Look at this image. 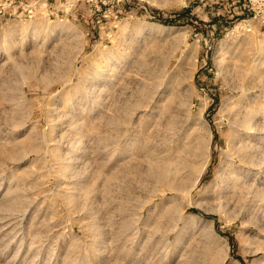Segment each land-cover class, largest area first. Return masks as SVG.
<instances>
[{
  "label": "rangeland",
  "instance_id": "obj_1",
  "mask_svg": "<svg viewBox=\"0 0 264 264\" xmlns=\"http://www.w3.org/2000/svg\"><path fill=\"white\" fill-rule=\"evenodd\" d=\"M0 264H264V0H0Z\"/></svg>",
  "mask_w": 264,
  "mask_h": 264
},
{
  "label": "bare ground",
  "instance_id": "obj_2",
  "mask_svg": "<svg viewBox=\"0 0 264 264\" xmlns=\"http://www.w3.org/2000/svg\"><path fill=\"white\" fill-rule=\"evenodd\" d=\"M201 112H202V111H201ZM248 124H249V123L247 122V123L245 124V126L247 127ZM242 125H243V124H242ZM248 127H249V126H248ZM249 129H251V128H249ZM164 168H165V167H164ZM164 168H163V169H164ZM166 168H167V167H166ZM168 171H169V170H168ZM162 172H163V171H162ZM165 173H166V172H165ZM166 174H167V173H166ZM162 176H163V175H162ZM162 176H160V177H162ZM166 177H167V175L165 176V178H166ZM166 184H167V183H166ZM170 184H171V183H170ZM171 185H172V184H171ZM168 187H170L169 184H168ZM170 188H171V187H170ZM172 188H174V184H173ZM172 188H171V189H172ZM171 189H170V190H171ZM175 189H176V188H175ZM172 190H173V189H172Z\"/></svg>",
  "mask_w": 264,
  "mask_h": 264
}]
</instances>
